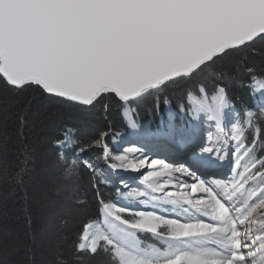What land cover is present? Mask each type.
I'll use <instances>...</instances> for the list:
<instances>
[{"label": "snow or ice", "instance_id": "1", "mask_svg": "<svg viewBox=\"0 0 264 264\" xmlns=\"http://www.w3.org/2000/svg\"><path fill=\"white\" fill-rule=\"evenodd\" d=\"M257 42H264V0H0V79L81 112L99 106L107 113L113 98L128 111ZM190 99L195 112L206 110L218 121L230 104L225 87L211 106ZM131 127L142 147L119 154L108 145L117 135L110 125L85 139L67 129L54 141L60 161L76 149L63 175L79 181L87 169L95 192L94 202L83 193L72 200L80 227L65 243L76 264L84 255L101 258L99 264H264V149L257 151V136L249 140L237 128L227 148L212 149L198 143L197 125L177 126L171 117L156 130L134 121ZM159 146L180 159H150L147 153ZM92 148L100 150L103 171L81 159ZM225 159L230 175L211 179ZM25 163L14 173L19 184ZM100 182L115 192L104 193ZM145 205L151 210H142ZM15 251L0 245L5 257ZM56 261L68 264L59 254Z\"/></svg>", "mask_w": 264, "mask_h": 264}, {"label": "trees", "instance_id": "2", "mask_svg": "<svg viewBox=\"0 0 264 264\" xmlns=\"http://www.w3.org/2000/svg\"><path fill=\"white\" fill-rule=\"evenodd\" d=\"M253 69L250 75L244 67ZM264 79V42H257L251 49L234 52L205 73L184 81L163 92L154 93L139 104H133L136 116L147 119L157 116L165 106V99L173 104L186 103L190 91L200 87L216 91L225 87L233 104L240 110L253 104L251 81ZM31 99V104L25 107ZM123 107L118 99H111V108L105 113L97 106L88 112H81L64 105L40 99L32 90L17 92L0 79V245L15 246L16 251L7 257L0 253L3 264H57L56 257L76 264L68 250L67 243L78 231L80 222L70 212L73 197L83 193L90 202L95 192L88 183L89 172L82 170L79 181L66 177L63 171L70 162L60 161V148L54 143L67 129L73 130L80 139L96 136L108 130L109 125L116 134L126 128L122 114ZM23 116V133L26 143L18 135ZM257 136V151L264 149V112L256 111L247 131V139ZM112 144V137L107 138ZM87 159H98V148L83 154ZM26 159L22 184L13 178L20 161ZM101 190L113 194L115 188L99 184ZM31 218V225L25 223V211ZM147 244L155 243L150 234H140ZM98 257L82 256L79 264H99Z\"/></svg>", "mask_w": 264, "mask_h": 264}, {"label": "bare ground", "instance_id": "3", "mask_svg": "<svg viewBox=\"0 0 264 264\" xmlns=\"http://www.w3.org/2000/svg\"><path fill=\"white\" fill-rule=\"evenodd\" d=\"M199 98V99H198ZM198 100H203V97L200 98V97H197ZM264 99V97H263ZM214 103H212L211 101H209V105H213ZM197 107V105L194 103V101H190V106L188 105V107H186L184 113L185 115L183 116L184 118V123H181L179 122V119L181 120L178 112H170V114L167 115V117L164 119L163 116H160L159 117V120L161 121V124L162 127L164 125H166L169 121V118L171 117L172 118V121L177 125V126H184L185 128H188V127H191L193 124L197 125V134H198V141H203L205 138H208V136H213L214 137V134L215 133V128H217V126H214L215 125V118H213L212 114L206 110H203V111H199L198 113L194 111V109ZM130 108V106H129ZM175 109V107L173 108ZM128 112L130 114H132L131 111L128 110ZM223 112H224V117H225V120L226 122H229V120L233 117V112L231 110L230 107H226L225 109H223ZM187 115V116H186ZM131 118V116H129ZM133 118L135 119V122L136 124L138 125H148L149 127H151L153 129V126L151 123L149 124H139L137 123V119L136 117L134 116L133 114ZM153 122H158V120H154L153 119ZM129 126V125H128ZM136 131L135 129H133L131 126H130V130L128 132H125L123 135H121L119 138H120V141L124 144V146H135V147H139L137 146L139 144V142H137L135 140V137L132 135V133ZM202 131V132H201ZM229 134L226 132V129H223L222 130V136L225 137V138H228V137H231V133L230 131H228ZM233 134H235V132H233ZM209 144L211 145L210 147L208 148H212V149H219L221 147H224V148H227V146H225L226 144H222V146L218 147L216 142H214L212 139L211 140H208ZM231 141L228 142V144L230 143ZM114 143V142H113ZM234 147V144L232 145ZM204 147V146H202ZM120 150L121 149H126L125 147L123 148H119ZM118 149H116V154H119L117 153ZM165 151L168 152V150L166 148H164L163 146H159V147H154L152 148L151 150V153H152V156H149L150 159L152 158H158V159H164V157H162V155L165 154ZM115 152V151H114ZM120 152V151H118ZM171 161V160H169ZM169 161H165L166 163H172V162H169ZM223 163V167L217 169V172H218V176H221V177H225L226 175H230V168H231V164L230 162L227 161V159H225L224 161H222ZM230 166V168H229ZM115 174L117 176H120L122 177L123 179L126 178V180H133V179H139L138 177H136L135 173H130V172H115ZM211 179H213V177H210ZM188 183H191V181L189 180ZM176 212L177 214H181V210L179 209V207L177 206L176 207Z\"/></svg>", "mask_w": 264, "mask_h": 264}, {"label": "rangeland", "instance_id": "4", "mask_svg": "<svg viewBox=\"0 0 264 264\" xmlns=\"http://www.w3.org/2000/svg\"><path fill=\"white\" fill-rule=\"evenodd\" d=\"M264 81L263 80H260V79H254V80H252L251 81V84H250V86H251V89H252V97H253V99H254V102H253V104H252V108L251 107H247V109H246V112L244 113V115H245V120H244V124H243V127H242V130L243 131H246V129H247V127H248V125H249V122H250V120L251 119H253V116H254V114H255V112L256 111H262V112H264V99L263 98H260L259 96H258V92L257 91H259V89H261L263 86H264ZM202 87H200L199 89H198V92L197 93H189V95L187 96V98H186V103H187V105H189L190 106V101H192V99H190V96L191 97H195L196 99H197V97H200V98H202L203 97V95H204V91H201L200 89H201ZM199 99V98H198ZM197 99V100H198ZM203 101V100H202ZM175 107V109H173ZM229 107L231 108V110H232V112L235 114V110L233 109V107H232V104L230 103L229 104ZM254 107V108H253ZM164 111H165V114H170V112L172 113V112H178V114H179V116H180V118H181V120L179 119V122H181V123H184V115H185V113H184V111H185V107H180V106H178V105H174L171 101H167L166 103H165V106L162 108ZM129 111H131L133 114H135V112H134V109H133V104L132 105H130V108H129ZM249 112H251L252 113V116L251 117H249ZM122 114H123V117H124V119H125V121L128 123V125H131V119H130V117H129V115H130V113L128 112V111H125V109L123 108V110H122ZM171 115V114H170ZM187 116V115H186ZM251 118V119H250ZM159 120V119H158ZM143 123L142 124H149L150 122H148V121H142ZM151 124H153V121L151 122ZM160 124H161V121L159 120L157 123H155L154 124V126L153 127H157V128H159V126H160ZM160 128H161V126H160ZM202 132V131H201ZM122 134H119V136H121ZM245 135H246V133H245ZM117 136V135H116ZM119 136H117V137H119ZM116 139V138H115ZM114 139V143H113V146H112V148H110V149H112L113 150V152L114 153H116V149H118V151H121L119 148L121 147V141H120V138H118V139H116L115 140ZM121 144V145H120ZM122 148V147H121ZM73 149L74 148H71V149H68L67 151H66V154H69V155H71V153H73ZM100 151V150H99ZM117 151V153H120V152H118ZM74 155V154H73ZM73 155H71L70 156V159L73 157ZM81 159H86V160H90V162H93V163H95V164H97L98 166H99V169L101 170V171H103L104 170V161H102V160H91V159H87V157H85L83 154L81 155ZM116 174H115V172H114V176H115ZM117 176V175H116ZM125 180H126V178H125ZM142 210H151V207L150 206H148V205H145L144 207H143V209ZM181 213V212H180Z\"/></svg>", "mask_w": 264, "mask_h": 264}]
</instances>
